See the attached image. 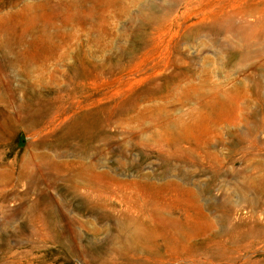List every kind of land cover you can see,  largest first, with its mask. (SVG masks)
Here are the masks:
<instances>
[{
    "label": "rangeland",
    "instance_id": "obj_1",
    "mask_svg": "<svg viewBox=\"0 0 264 264\" xmlns=\"http://www.w3.org/2000/svg\"><path fill=\"white\" fill-rule=\"evenodd\" d=\"M0 264H264V0H0Z\"/></svg>",
    "mask_w": 264,
    "mask_h": 264
},
{
    "label": "bare ground",
    "instance_id": "obj_2",
    "mask_svg": "<svg viewBox=\"0 0 264 264\" xmlns=\"http://www.w3.org/2000/svg\"><path fill=\"white\" fill-rule=\"evenodd\" d=\"M44 3H49L50 4V2H44ZM45 129V128H44ZM47 129V128H46ZM53 129V128H52ZM43 130V129H42ZM51 130V129H50ZM35 134V133H34ZM37 136V135H36Z\"/></svg>",
    "mask_w": 264,
    "mask_h": 264
}]
</instances>
